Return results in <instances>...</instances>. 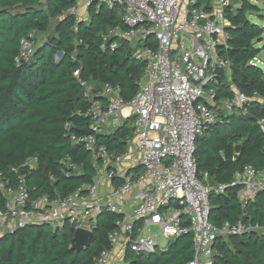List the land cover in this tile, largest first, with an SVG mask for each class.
Wrapping results in <instances>:
<instances>
[{"label":"trees","instance_id":"obj_1","mask_svg":"<svg viewBox=\"0 0 264 264\" xmlns=\"http://www.w3.org/2000/svg\"><path fill=\"white\" fill-rule=\"evenodd\" d=\"M211 2L198 0L196 5L210 11ZM230 3L223 12L227 44L218 49L219 57L230 61V73L219 71L212 85L215 99H231L237 91L264 97V70L250 64L264 52L263 28L248 18L258 7L250 0ZM76 5L74 0H0V173L24 177L33 198H64L92 181L90 151L71 140L91 133L86 117L91 102L84 97V87L98 94L107 85L129 103L146 67L134 56L144 44L108 37L111 29H126L121 10L92 4L83 21L68 13ZM48 31V38L30 56L16 61L21 40L31 42L32 35ZM112 43L117 44L115 50L110 49ZM262 117L264 101L251 105L247 113L221 114L218 121L204 127L194 151L200 180L207 174L209 185H229L245 166L264 171V137L257 126ZM131 123V119L123 121L112 133L97 135V141L112 154L125 151ZM30 159H37L35 169L26 165ZM237 190L228 187L224 193L210 194L211 225L220 229L225 222L241 220L259 229L240 236H218L211 264H264V191L243 208ZM117 219L101 213L90 245L81 251L73 250V233L66 227L28 226L2 235L0 264H93L94 258L111 248L108 236ZM192 257L193 243L185 235L171 242L165 252L126 253L124 260L125 264H189Z\"/></svg>","mask_w":264,"mask_h":264},{"label":"built area","instance_id":"obj_2","mask_svg":"<svg viewBox=\"0 0 264 264\" xmlns=\"http://www.w3.org/2000/svg\"><path fill=\"white\" fill-rule=\"evenodd\" d=\"M197 1L87 0V7L94 4L121 10L126 29H111L108 37L144 44L134 54L146 65L142 79L129 103L107 85L98 94L84 87V97L91 102L86 114L91 133L79 139L72 136L71 140L90 151L94 170L90 183L64 198H33L24 177L0 173V236L40 225L66 227L73 234L78 230L92 233L98 216L107 212L118 217L108 236L111 248L94 258L93 264H110L119 241L123 244L120 264H125L126 253L165 252L171 242L185 235L193 243L189 264H211L218 236H240L259 229L241 220L225 222L217 229L209 221L210 194L237 188L244 208L264 191V171L245 166L229 185H209L207 174L204 182L197 174L195 140L221 114L236 110L247 113L264 97L237 91L231 99L216 101L212 85L219 71L230 73V61L220 58L218 49L227 44L228 23L223 12L231 3L212 0L210 11H206L196 5ZM74 11L68 13L75 15ZM150 36L153 40L149 42ZM20 45L17 62L33 52L28 40H21ZM116 48V43L110 45V49ZM250 64L261 67L263 63L257 56ZM95 95L106 100H96ZM127 119L132 123L126 149L112 154L96 136L112 133ZM257 126L264 137V117L257 120ZM28 163L36 164L37 159L26 163L35 169ZM69 166L65 161V167ZM151 227L157 229L156 234H149Z\"/></svg>","mask_w":264,"mask_h":264},{"label":"rangeland","instance_id":"obj_3","mask_svg":"<svg viewBox=\"0 0 264 264\" xmlns=\"http://www.w3.org/2000/svg\"><path fill=\"white\" fill-rule=\"evenodd\" d=\"M45 1V0H43ZM250 2L258 7V12L251 13L248 15L249 20H251L254 24L259 25L260 27L263 28V43H264V0H250ZM87 0H78L77 7L75 8V16L78 18V20H83L86 21L88 19L87 16ZM54 23H52L53 25ZM50 35V31L44 32V33H36L32 35V48H35L36 45L39 43L44 42L48 36ZM142 47H138V50L140 51ZM59 57H56V60H58ZM259 59L262 61V66L261 68L264 70V52H261L259 54ZM233 143H236V140L233 141ZM32 168H36L38 163L36 164H29ZM157 229L154 227L150 228V233L149 234H156ZM160 242V241H159ZM161 244H164V241L161 242ZM123 244L122 242L119 241L117 245L114 247L113 251V256L111 258V263L110 264H120L121 263V256H122V251H123ZM159 252V250H158Z\"/></svg>","mask_w":264,"mask_h":264},{"label":"water","instance_id":"obj_4","mask_svg":"<svg viewBox=\"0 0 264 264\" xmlns=\"http://www.w3.org/2000/svg\"><path fill=\"white\" fill-rule=\"evenodd\" d=\"M92 233L85 230H78L73 234L74 245L73 250L81 251L90 245Z\"/></svg>","mask_w":264,"mask_h":264},{"label":"crops","instance_id":"obj_5","mask_svg":"<svg viewBox=\"0 0 264 264\" xmlns=\"http://www.w3.org/2000/svg\"><path fill=\"white\" fill-rule=\"evenodd\" d=\"M258 57H259V55H258Z\"/></svg>","mask_w":264,"mask_h":264}]
</instances>
